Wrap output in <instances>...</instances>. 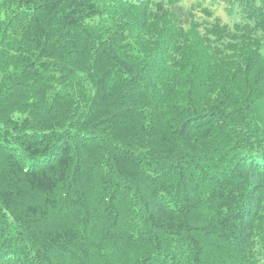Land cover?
Returning <instances> with one entry per match:
<instances>
[{"label":"trees","instance_id":"16d2710c","mask_svg":"<svg viewBox=\"0 0 264 264\" xmlns=\"http://www.w3.org/2000/svg\"><path fill=\"white\" fill-rule=\"evenodd\" d=\"M0 13V264H264V0Z\"/></svg>","mask_w":264,"mask_h":264},{"label":"rangeland","instance_id":"374dc122","mask_svg":"<svg viewBox=\"0 0 264 264\" xmlns=\"http://www.w3.org/2000/svg\"><path fill=\"white\" fill-rule=\"evenodd\" d=\"M2 0H0V2H1ZM0 15H1V13H0ZM0 79H1V75H0Z\"/></svg>","mask_w":264,"mask_h":264}]
</instances>
